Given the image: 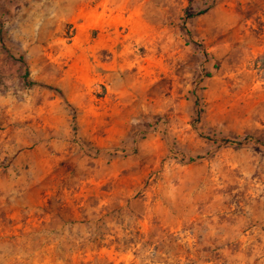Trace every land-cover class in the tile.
I'll use <instances>...</instances> for the list:
<instances>
[{
    "label": "rangeland",
    "instance_id": "obj_1",
    "mask_svg": "<svg viewBox=\"0 0 264 264\" xmlns=\"http://www.w3.org/2000/svg\"><path fill=\"white\" fill-rule=\"evenodd\" d=\"M75 2L0 0V221L94 247L11 260L264 264V0Z\"/></svg>",
    "mask_w": 264,
    "mask_h": 264
},
{
    "label": "trees",
    "instance_id": "obj_2",
    "mask_svg": "<svg viewBox=\"0 0 264 264\" xmlns=\"http://www.w3.org/2000/svg\"><path fill=\"white\" fill-rule=\"evenodd\" d=\"M99 0H76V4L87 3L89 5H95ZM67 27V37H71L74 32L73 24L68 22L66 23ZM27 74V73H26ZM27 76V75H26ZM46 87L51 89H55L58 92H61L59 89L50 84H44ZM48 210L47 213L51 214L50 221H45L38 225H32L28 228L24 229H16L13 230V226L17 223L16 221L6 218L2 222L0 221V243L7 246V249L0 251L2 253L1 257H5L8 264H19L20 260H11V258H15L18 256L19 252H27L28 256L31 258H44V255H49L51 257H56L58 260L63 259L64 257H72L74 253L82 251L86 252L88 248H93L94 244H78L75 242H57L56 244L48 241L49 239H53L55 236L58 238L62 237L63 230L62 225L58 222L60 216H66L63 220V223H82L85 221L84 218L76 217L75 208L71 207L60 197H52L48 200ZM78 207V206H77ZM88 208V204L85 206H79L78 210L86 211ZM122 207H103L99 212V221L96 225L99 228V231L105 227L106 223H108L113 216L116 214H121ZM116 211V212H114ZM97 214L96 212L93 213ZM71 218V219H70ZM61 220V221H62ZM98 221V220H97ZM12 232L11 234H7V231ZM17 231L18 233H15ZM47 238V241L44 240ZM102 238V237H101ZM53 245V247H51ZM102 245H97V248ZM116 248L118 250L128 249L127 246L117 245ZM18 249L16 252L15 250ZM156 250V247H155ZM22 260H26L25 258ZM2 264H4L2 262Z\"/></svg>",
    "mask_w": 264,
    "mask_h": 264
}]
</instances>
